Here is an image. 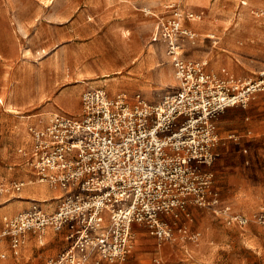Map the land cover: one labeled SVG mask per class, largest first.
Wrapping results in <instances>:
<instances>
[{
	"label": "built area",
	"instance_id": "obj_1",
	"mask_svg": "<svg viewBox=\"0 0 264 264\" xmlns=\"http://www.w3.org/2000/svg\"><path fill=\"white\" fill-rule=\"evenodd\" d=\"M175 15L154 36L168 42L175 91L152 101L141 91L110 94L89 87L81 94L79 113L54 111L48 120L29 125L31 141L17 151L35 179L62 194L52 210L34 199L18 214L5 216L0 241L15 254L31 232L42 236L52 227L66 229L69 245L47 264H118L131 251L135 224L148 226L160 239H174L173 226L162 216L188 202L211 207L228 224L249 223L246 214L221 202L208 167L216 158V118L264 90V69L241 80L226 69L222 76L209 71L205 58H186L182 40L196 33L183 27L181 12ZM24 184L14 179L7 186L0 179V193ZM256 216L264 227V211ZM180 231L183 239L200 234L186 226Z\"/></svg>",
	"mask_w": 264,
	"mask_h": 264
},
{
	"label": "rangeland",
	"instance_id": "obj_2",
	"mask_svg": "<svg viewBox=\"0 0 264 264\" xmlns=\"http://www.w3.org/2000/svg\"><path fill=\"white\" fill-rule=\"evenodd\" d=\"M173 2L176 1L0 0V98L3 97V101L0 100V179L7 186L18 177L15 172L22 167L17 149L22 146L23 131L20 128L25 124L23 121H26V126L30 120L45 121L52 111L79 113L76 94L79 88L103 86L130 93L141 91L152 101L178 88L168 42L160 34L154 39L158 26L170 25L176 16L175 11L184 14V28L197 32L193 38H183L184 56L207 59L208 69L218 70L227 65L228 55L233 56L230 49L225 44L215 45L213 38L218 42V36L213 31L207 35L197 27L198 22L214 20L211 8L215 0L205 6L177 0L174 6H168ZM247 3L244 5L243 0L221 1L218 6L220 12L229 9L235 15V22H229L230 26L225 30L227 33L233 27L240 29L243 14L250 17L251 24L257 27L264 25V15H258L263 8L249 7ZM188 12L195 14L193 21L188 18ZM196 14H200L202 19ZM262 42H258L257 49L262 47ZM244 55L249 63L241 62L240 73L234 77L241 80L258 77L264 68V52ZM10 106L17 110H11ZM23 129L26 132L25 125ZM25 172L22 169L19 175L23 176ZM227 177L224 171L219 183L227 186ZM215 182L216 177L213 176V186ZM25 190L30 193L40 191L33 183ZM55 191L56 188L51 187L46 194L52 196ZM218 194L234 211L250 218L247 226L264 230L256 216L264 211V192ZM20 199L26 200L14 198L6 192L0 193V232L4 229L5 216L18 212H10L8 206L12 202H23ZM54 204L50 202L47 206ZM162 217L175 231V238L169 241L181 244L180 227L186 226L189 232H200L197 237L188 239L192 243H201L205 237H209L207 244L217 242L216 264L234 263L231 260L233 252L246 259L248 264H259L250 254L252 251L246 250L238 240L241 236L238 228L242 226L228 224L223 215L209 206L188 202ZM133 236L131 251L118 264H158V260L159 264H184L182 255L167 257L161 253L160 246L167 240L151 233L148 226L136 224ZM41 241L38 233L32 234L18 254L10 244L1 246L0 264H47L49 256L69 245L68 241L64 247L60 236L44 243ZM3 252L5 256H2ZM207 262L201 260V264ZM101 264L114 263L103 261Z\"/></svg>",
	"mask_w": 264,
	"mask_h": 264
},
{
	"label": "crops",
	"instance_id": "obj_3",
	"mask_svg": "<svg viewBox=\"0 0 264 264\" xmlns=\"http://www.w3.org/2000/svg\"><path fill=\"white\" fill-rule=\"evenodd\" d=\"M175 1L177 2V0ZM210 1L211 0H186L188 4L194 6H205L210 4ZM221 1L224 0H215L211 8V14L215 16L214 20L212 19L211 22H198L197 27H199L202 32L207 35L210 31H213L218 36V42H216L215 38H213L215 45L219 43L225 44L226 47L229 48L233 53V56L228 55L227 65L217 68L218 70H215V68L211 66L212 68L209 67L208 70L222 76L225 75L223 69H226L228 75L235 76L240 73L241 62L249 63V59H247L248 57L244 55L245 53L264 52V25L262 24V26L257 27L251 24L250 17H247L245 14H243L240 29L233 27V29H230L227 33L225 30L230 26L229 22H235V15L229 9H227L226 12L221 13V9L218 8ZM176 2H173L168 6H174ZM243 2L245 3L244 5L248 4L247 2H249V7L254 6L259 9L263 8L262 10H264V0H243ZM194 18L195 17H192L190 20L193 21ZM223 36H225L224 39ZM261 40L263 41L262 47L260 46L259 49H257L256 46H258L257 44ZM240 57L244 58L245 60L241 61L242 59ZM215 66H217V64ZM85 89L82 90V88H79L76 90L79 106L81 94ZM107 90L110 94H115L119 91L127 92L126 90L121 89ZM15 91L18 92L17 89ZM64 95H62V97ZM53 112L54 111H52L45 119L48 120ZM38 121L39 119L30 120V124L36 123ZM23 122L25 123L23 126L25 125L26 132L22 126L20 129L23 131V135L20 145L26 146L29 145L31 141V134L28 129L30 124L26 126V121ZM216 126L218 135V141L214 147L216 158L212 165L208 167V170L211 171L213 176L216 177V182L213 186L214 189L217 192H264V90L254 94L246 106L237 104L227 107L216 118ZM18 154L20 155V153ZM20 158L22 161V167L15 172L18 174V177L15 178V180H24L25 184L19 191L5 192L9 193L14 198H26V200L20 199L23 201L21 203L12 202L10 205H12L13 208L10 212L18 211L16 213L18 214L25 208L29 207L34 199L43 200L45 206L48 209H54L59 202V197L62 194V190L56 188V191L52 196L47 194V196L44 198L39 196L41 190L33 193L26 191L25 188L27 185L32 184V182L41 183L42 181L32 179L33 175L30 174L29 168L24 163L23 157L21 155ZM22 169H25L26 172L23 176H20L19 174L21 173ZM224 171H226L228 174L227 186L219 183L221 180L220 176L224 174ZM11 174L15 175L14 173ZM42 183L46 184L48 189L53 187L46 181ZM50 202H54L55 204L52 207H49L47 205ZM221 202L225 203L222 200ZM227 202L229 203L230 201ZM235 211L237 212V210ZM240 226L242 227L238 229L241 236L238 238V240L244 245V247H246V250L252 251L250 254H252V256L259 261V264H264V230L257 226H247V224ZM195 231L199 232V230ZM32 234L37 233L31 232L28 236V239L30 236H32ZM56 236H60V239L64 242L65 247L68 243L66 238V229L56 231L52 227H48L46 228L42 237H44V241H48ZM208 238L209 237L203 238L201 243H192V240L181 239V244L179 245L169 241L171 240L169 239L161 244L160 251L162 254L167 255V257L173 254L182 255L184 264H201V260L208 261V264H216L218 262V258H216V252L219 244L217 242L207 244L209 240ZM5 245H8L6 240H1L0 247ZM51 256H49L48 259ZM231 260L234 261L232 264H248L246 259L239 258V255L234 252L232 253Z\"/></svg>",
	"mask_w": 264,
	"mask_h": 264
},
{
	"label": "bare ground",
	"instance_id": "obj_4",
	"mask_svg": "<svg viewBox=\"0 0 264 264\" xmlns=\"http://www.w3.org/2000/svg\"><path fill=\"white\" fill-rule=\"evenodd\" d=\"M149 12V11H148ZM196 16H198L199 18H201L202 19V16L200 15V14H196ZM182 17V16H181ZM193 17H195V15L193 16ZM183 18V17H182ZM192 18V17H191ZM122 35H123V33H121ZM157 39V38H156ZM157 46V45H156ZM155 52V51H154ZM157 54V53H156ZM167 73H168V71H167ZM169 76V75H168ZM10 94V93H9ZM3 97H1L0 98V100L1 101H3V99H2ZM10 103V102H9ZM7 104V103H6ZM10 109L11 110H14V111H16L17 110V108L16 107H14V106H10ZM19 111V110H18ZM36 180V179H35ZM38 180V179H37ZM39 181H41V180H39ZM42 182H45V181H42ZM27 183V182H26ZM36 187H38L40 190H41V193H40V197H42V198H44L45 196H47V192H46V190L48 189L47 188V186L45 185V184H42V183H40V182H32ZM31 191V190H30ZM27 194V193H26ZM34 196V195H33ZM12 205H9L8 206V209L9 210H12ZM43 236V235H42ZM41 236V243H44V237H42Z\"/></svg>",
	"mask_w": 264,
	"mask_h": 264
}]
</instances>
